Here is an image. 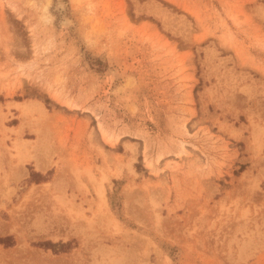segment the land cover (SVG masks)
Instances as JSON below:
<instances>
[{"label":"rangeland","instance_id":"374dc122","mask_svg":"<svg viewBox=\"0 0 264 264\" xmlns=\"http://www.w3.org/2000/svg\"><path fill=\"white\" fill-rule=\"evenodd\" d=\"M0 238L264 264V0H0Z\"/></svg>","mask_w":264,"mask_h":264},{"label":"bare ground","instance_id":"6f19581e","mask_svg":"<svg viewBox=\"0 0 264 264\" xmlns=\"http://www.w3.org/2000/svg\"><path fill=\"white\" fill-rule=\"evenodd\" d=\"M61 7H62V6H61ZM63 21H64V20H63ZM65 21H68V20L66 19ZM65 21H64V22H65ZM55 181H56V180H55ZM97 192H98V195L101 197V194H102L101 190H99V191L97 190ZM67 211H68V209H67ZM67 214H68V213H67ZM60 215H62V213H61ZM68 215H69V214H68ZM63 219H64V218H63Z\"/></svg>","mask_w":264,"mask_h":264},{"label":"trees","instance_id":"16d2710c","mask_svg":"<svg viewBox=\"0 0 264 264\" xmlns=\"http://www.w3.org/2000/svg\"><path fill=\"white\" fill-rule=\"evenodd\" d=\"M0 241H2V239L0 238Z\"/></svg>","mask_w":264,"mask_h":264}]
</instances>
